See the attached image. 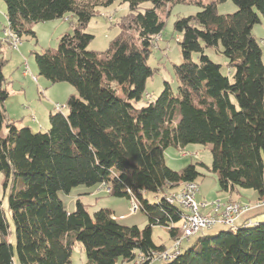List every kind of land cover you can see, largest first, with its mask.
Returning <instances> with one entry per match:
<instances>
[{
	"label": "trees",
	"instance_id": "trees-1",
	"mask_svg": "<svg viewBox=\"0 0 264 264\" xmlns=\"http://www.w3.org/2000/svg\"><path fill=\"white\" fill-rule=\"evenodd\" d=\"M4 1L9 29L19 38L36 37L34 23L69 13L76 17L74 31L60 38L58 48L35 53V59L39 75L68 82L78 94L69 97L68 114L50 112L48 131L18 127L7 118L10 92L0 65V172L10 187L16 235L15 244L8 241L0 201V264H69L76 241L85 248L86 264L134 261L138 253L150 264L166 249L154 241V226L168 229L174 240L183 234L184 210L165 194L201 175L194 164L171 168L165 158L171 146L212 145L220 189L231 194L251 189L264 198V62L253 34L258 12L264 16V0H233L238 10L232 14L218 11L217 4L226 0L211 1L179 18L175 31L184 60L175 66L178 93L165 82L161 94L141 107L155 73L148 64L153 40L165 28L158 9L179 0ZM115 1L130 7L119 23L121 32L106 51L89 49L95 36L86 29L96 7ZM145 2L153 6L143 9ZM209 48L228 58L232 77L206 53ZM98 184L113 196L136 197L147 226H125L110 208L92 214L81 199L69 211L59 196L78 185ZM149 192L162 196L151 203ZM247 221L204 233L165 264H264V221Z\"/></svg>",
	"mask_w": 264,
	"mask_h": 264
},
{
	"label": "rangeland",
	"instance_id": "rangeland-1",
	"mask_svg": "<svg viewBox=\"0 0 264 264\" xmlns=\"http://www.w3.org/2000/svg\"><path fill=\"white\" fill-rule=\"evenodd\" d=\"M82 1L92 3L99 0ZM211 1L216 0L170 1L164 7L158 9V13L165 21V28L153 40V50L148 64L155 70V73L148 79L144 100L137 104V107L155 100L164 90L165 82L170 83L174 94L178 93L179 83L175 66L182 64L184 59L179 44L180 35L175 31V22L179 18L195 15L202 10V3L207 4ZM152 6L151 2H145L141 5L143 9ZM217 8L221 14H232L238 10V6L233 0L219 2ZM96 11V15L89 22L86 29L87 32L95 36L89 45V49L103 52L109 49L111 42L121 32L119 23L130 14V7L128 2L115 1L108 6L96 7ZM258 14L260 22L254 25L253 34L263 50L262 59L264 62V16L259 12ZM76 22V17L69 13L63 18L34 23L32 27L36 32V37L25 34L20 38L22 41L19 49L13 50L11 45L6 43L8 41L4 32V30L9 29L6 16V3L4 0H0V65L3 67L7 78V88L10 92V97L6 100L5 106L8 120L15 122L18 127L28 126L34 132H46L49 130L51 124L49 114L56 111L57 104L65 106L62 109L63 114L69 113L67 102L72 94H78L76 88L68 82L52 83L44 76L39 75L35 53H41L47 49H57L60 38L66 33H72ZM206 53L214 62L222 65L224 74L230 77L233 76V71L228 66L229 60L223 53L215 51L214 48L207 49ZM193 58L197 60L198 54L194 53ZM2 134H7L6 127H4ZM211 149L212 145L210 144H189L183 149L171 146L165 151L167 164L175 170H181L189 164L197 165L201 173L196 181L199 185L197 199L199 202L205 199V202L210 205L217 202L224 203V198L227 195V192L220 189L218 176L212 170L213 154ZM6 179V174L0 172V201L9 226L7 239L9 242L15 244V223L9 207L10 187H5ZM179 188L178 186L173 190L179 192ZM252 191L251 189L239 187L233 195L236 199H239L241 196L243 200H246L243 203L257 204L260 199L248 200L252 199L249 193ZM59 196L69 209L76 207L78 199H81L88 206L92 214L101 208H110L115 212L118 221L125 226L137 225L139 228L144 229L149 222L147 215L141 208L137 213H132L131 200L127 197L111 195L108 186L105 184L94 186L78 185L70 193L60 191ZM161 196V192H149L146 195L151 203H157ZM229 202L231 201L227 203ZM230 227L218 225L212 229H207V232H210L209 235H212L218 233L221 228L229 230L231 229ZM198 237L199 234L193 236V242ZM153 239L158 245L164 244L169 247H165L166 250L171 249L174 244V239L170 237L168 229L160 225L153 227ZM159 254H156V256H159ZM146 262L138 253L136 260L125 261L120 258L117 264H144ZM148 262L150 264H165V261L157 258ZM86 263L87 254L85 248L81 242L76 241L69 264Z\"/></svg>",
	"mask_w": 264,
	"mask_h": 264
},
{
	"label": "built area",
	"instance_id": "built-area-1",
	"mask_svg": "<svg viewBox=\"0 0 264 264\" xmlns=\"http://www.w3.org/2000/svg\"><path fill=\"white\" fill-rule=\"evenodd\" d=\"M5 32V30H4ZM7 33V32H5ZM8 34V33H7ZM9 43L10 42H6ZM14 48L20 46L16 44H10ZM27 73V71H26ZM65 108L64 105L57 104L56 110H62ZM110 190V188L108 187ZM199 189L190 188V193H182L177 196H171L174 199V204L180 206L183 210L185 207H196V215H188V222L190 224V232L186 240H189L193 236L200 234L201 230L212 229L215 226H237V220L249 210L264 208V201H259L257 204H246L240 201H236L235 204L220 203L212 204L215 208L214 213L203 214V207H205V201L199 202L197 199V193ZM139 208L133 200H131V212L137 213ZM252 220H248L249 223ZM182 245L175 246L174 255L169 257L156 256L154 258L160 259L162 261H169L177 257V252L182 249Z\"/></svg>",
	"mask_w": 264,
	"mask_h": 264
},
{
	"label": "bare ground",
	"instance_id": "bare-ground-1",
	"mask_svg": "<svg viewBox=\"0 0 264 264\" xmlns=\"http://www.w3.org/2000/svg\"><path fill=\"white\" fill-rule=\"evenodd\" d=\"M5 32L8 33V34L5 33V35H6L7 41L10 42V44H16V45L20 46L22 40L18 37V35L13 34L10 29L5 30ZM11 47H12L13 50L18 49V48H14L13 46H11ZM190 188L199 189V185H198V183L196 181H191V182L183 183L180 186V188H179L180 189L179 192L178 191L176 192L175 190H169L165 194V197H166V199L171 204L172 203L174 204V199L171 196H177V195L182 194V193H190ZM131 200H133L135 202V204L137 205V207L140 210V207H141L140 201L136 197H134V196L131 198ZM230 201L231 202H229L228 204H235V202H236V201H233V200H230ZM260 201H264V198L263 199H260ZM207 206H208V203L205 202V207H203V209L206 208ZM184 213H185V216L183 218L184 226L182 228L183 234L179 238H177L176 240H174V244H173V247L171 249H168V250L165 249L162 252H158V254L160 253L159 254L160 257L173 256L174 255V248H175V246L183 245L184 240H186L187 236L189 235V232H190V224L188 222V215H196V207H185ZM231 227H235V226H231ZM206 230H201L200 234L203 235ZM181 251H182V249L177 252V255L180 254ZM152 259L153 258L151 257V260Z\"/></svg>",
	"mask_w": 264,
	"mask_h": 264
},
{
	"label": "crops",
	"instance_id": "crops-1",
	"mask_svg": "<svg viewBox=\"0 0 264 264\" xmlns=\"http://www.w3.org/2000/svg\"><path fill=\"white\" fill-rule=\"evenodd\" d=\"M181 186V185H180ZM179 186V187H180ZM237 191V190H236ZM250 193V195H251V197H252V199H248V200H257V199H259V194H258V192H256V191H252V192H249ZM230 200H233V201H240V202H244V201H246V200H243L242 199V197L240 196V198L239 199H236L235 197H234V195H233V193L231 194V193H227V195H226V197L224 198V203L226 202H228V201H230ZM202 202H204L205 201V199H203V200H201ZM207 203V202H206ZM221 203V202H220ZM68 208V207H67ZM75 209V208H74ZM74 209H69L68 208V210L69 211H73ZM214 207L212 206V205H210L209 203H208V206L206 207V208H204L203 209V212L205 213V214H211V213H213L214 212ZM208 210V212H206ZM114 217L116 218V219H118L116 216H115V212H114ZM254 220V221H256V222H260V221H264V209H255V210H252V211H249V212H246V213H244L238 220H237V225L238 226H240V225H242L243 223H245L247 220ZM183 226H184V221L182 222V228H183ZM220 231L221 230H224L223 228H221V229H219ZM207 234H210V232H207V230L205 231V234L204 235H207ZM202 234H200L199 236H201ZM193 243V239L192 238H190L189 240H184V242H183V245H182V247H183V249H182V251L184 250V249H186L187 247H189L191 244ZM157 244V243H156ZM162 245H164V244H162ZM165 247H167L166 245H164ZM185 246H186V248H185ZM167 248H169V247H167Z\"/></svg>",
	"mask_w": 264,
	"mask_h": 264
}]
</instances>
